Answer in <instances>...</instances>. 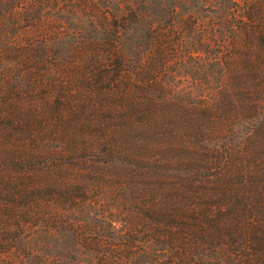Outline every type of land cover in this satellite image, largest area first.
Wrapping results in <instances>:
<instances>
[{"label": "trees", "instance_id": "16d2710c", "mask_svg": "<svg viewBox=\"0 0 264 264\" xmlns=\"http://www.w3.org/2000/svg\"><path fill=\"white\" fill-rule=\"evenodd\" d=\"M22 1L0 0V264H264V0L220 31Z\"/></svg>", "mask_w": 264, "mask_h": 264}, {"label": "rangeland", "instance_id": "374dc122", "mask_svg": "<svg viewBox=\"0 0 264 264\" xmlns=\"http://www.w3.org/2000/svg\"><path fill=\"white\" fill-rule=\"evenodd\" d=\"M10 2L11 0H7ZM29 0H23L20 7L21 10H25V13H33L30 7L24 6V3H28ZM36 3H40V0H32ZM61 1V0H60ZM74 1H88L90 4L95 5V9H102L106 12L117 13L127 8H136L140 3L145 4L147 10L151 14L164 15V17H173L177 19H184L185 17H192L198 21H212L213 29L220 31V25L230 27V7L232 3H239L240 5L244 0H74ZM39 5V4H38ZM37 5V6H38ZM27 8V9H26ZM35 8V7H34ZM40 9V6L37 7ZM30 9V11L28 10ZM84 13L92 15L93 10L90 7H82ZM83 21V20H82ZM214 23L216 25H214ZM226 23V24H223ZM90 23H83L74 20L71 22L72 27L77 29H91ZM230 29V28H229ZM230 45V40L226 42Z\"/></svg>", "mask_w": 264, "mask_h": 264}]
</instances>
